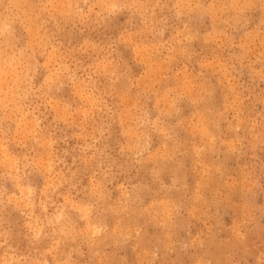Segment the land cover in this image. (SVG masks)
I'll list each match as a JSON object with an SVG mask.
<instances>
[{
	"label": "rangeland",
	"instance_id": "1",
	"mask_svg": "<svg viewBox=\"0 0 264 264\" xmlns=\"http://www.w3.org/2000/svg\"><path fill=\"white\" fill-rule=\"evenodd\" d=\"M15 1L0 264H264V0Z\"/></svg>",
	"mask_w": 264,
	"mask_h": 264
},
{
	"label": "bare ground",
	"instance_id": "2",
	"mask_svg": "<svg viewBox=\"0 0 264 264\" xmlns=\"http://www.w3.org/2000/svg\"><path fill=\"white\" fill-rule=\"evenodd\" d=\"M13 1V0H12ZM17 1V0H16ZM15 1V2H16ZM28 1V0H27ZM77 1V0H76ZM247 1V0H246ZM69 2H72V1H69ZM92 2V1H91ZM113 2V1H112ZM170 2V1H169ZM178 2V1H177ZM196 2V1H195ZM233 2H235V1H233ZM17 3H19V1L17 2ZM31 3V2H30ZM59 3H61V2H59ZM33 4H34V2H33ZM57 4V3H56ZM70 3H68V5H69ZM110 4H111V2H110ZM138 4V3H137ZM192 4V3H191ZM66 5V4H65ZM42 6V5H41ZM55 6V5H54ZM70 6V5H69ZM72 6H74L73 4H72ZM101 6V5H100ZM140 6V5H139ZM143 6V5H142ZM240 6V5H239ZM262 6H264V5H262ZM33 7V6H32ZM125 7V6H124ZM167 7V6H166ZM12 8V7H11ZM39 8H40V6H39ZM64 8V7H63ZM65 8H67L66 6H65ZM69 8V7H68ZM67 8V9H68ZM10 9V8H9ZM16 9H18V8H16ZM38 9V8H37ZM55 9V8H54ZM60 9V8H59ZM238 9V8H237ZM22 10V9H21ZM119 10V9H118ZM170 10V9H169ZM29 11V10H28ZM44 11V10H43ZM56 11V10H55ZM70 11V10H69ZM164 11V10H163ZM9 12V11H8ZM170 12V11H169ZM3 13V12H2ZM1 13V14H2ZM17 13V12H16ZM24 13V12H23ZM54 13V12H53ZM65 13V12H64ZM8 14V13H7ZM17 14H19V13H17ZM41 14V13H40ZM4 15H5V13H4ZM3 15V16H4ZM68 15V14H67ZM76 15V14H75ZM85 15H86V13H85ZM126 15V14H125ZM20 16V15H19ZM69 16V15H68ZM82 16V15H81ZM107 16V15H106ZM138 16V15H137ZM164 16V15H163ZM5 17V16H4ZM4 17H3V19H4ZM7 17V16H6ZM23 17V16H22ZM38 17V16H37ZM133 17V16H132ZM8 18V17H7ZM28 18V17H27ZM75 18H76V16H75ZM177 18V17H176ZM2 19V20H3ZM21 19H23V18H21ZM36 19V18H35ZM40 19V18H39ZM37 20V19H36ZM60 20V19H59ZM10 21H11V19H10ZM12 22V21H11ZM27 22V21H26ZM29 22V21H28ZM32 22V21H31ZM2 23H4L3 21H2ZM33 23H35V22H33ZM61 23V22H60ZM134 23H136V21L134 22ZM5 24V23H4ZM23 24H24V22H23ZM28 24V23H27ZM100 24V23H99ZM200 24V23H199ZM3 25V24H2ZM35 25V24H34ZM4 26V25H3ZM0 27H1V25H0ZM6 27V26H5ZM5 27H4V29H5ZM38 27V26H37ZM9 28V27H8ZM30 28V27H29ZM162 28V27H161ZM42 29V28H41ZM40 29V30H41ZM33 30V29H32ZM8 31V30H7ZM29 32V31H28ZM30 32H32V31H30ZM34 32V31H33ZM98 32V31H97ZM154 32V31H153ZM4 33V32H3ZM42 33V32H41ZM6 34H7V32H6ZM43 34V33H42ZM1 35H2V33H1ZM27 35L28 36H32V35H29V33H27ZM134 35V34H133ZM215 35V34H214ZM5 36V35H4ZM2 37V36H1ZM6 37V36H5ZM10 37V36H9ZM199 37V36H198ZM7 38V37H6ZM11 38V37H10ZM3 39V38H2ZM142 39V38H141ZM4 40V39H3ZM3 40H1V41H3ZM7 40V39H6ZM43 40V39H42ZM195 40V39H194ZM11 41V40H10ZM28 41V40H27ZM41 41V40H40ZM181 41V40H180ZM36 42H37V40H36ZM43 42V41H42ZM51 42V41H50ZM173 42V41H172ZM4 43H6V42H4ZM38 44H39V42H37ZM182 43V42H181ZM210 43V42H209ZM12 44H13V42H12ZM11 44V45H12ZM41 45V44H40ZM17 46V45H16ZM35 46V45H34ZM37 46H39V45H37ZM14 47V46H13ZM12 47V48H13ZM39 47H41V46H39ZM3 48V47H2ZM1 48V49H2ZM0 49V50H1ZM4 50V49H3ZM159 51V50H158ZM49 52V51H48ZM14 53V52H13ZM141 53V52H140ZM151 53V52H150ZM12 54V53H11ZM50 55V54H49ZM54 55H57V54H54ZM158 55V54H157ZM165 55V54H164ZM15 56V55H14ZM24 56V55H23ZM61 56V55H60ZM2 57H4V56H2ZM21 57V56H20ZM26 57H30L29 55H27ZM139 57V56H138ZM1 58V57H0ZM5 58V57H4ZM19 58V57H18ZM58 58V57H57ZM12 59V58H11ZM23 59V58H22ZM216 59V58H215ZM214 59V60H215ZM4 60V59H3ZM2 60V61H3ZM19 60V59H18ZM29 60V59H28ZM13 61V60H12ZM36 61V60H35ZM55 61H56V59H55ZM62 61V60H61ZM4 62H5V60H4ZM11 62V61H10ZM44 62V61H43ZM219 62V61H218ZM61 63V62H60ZM143 63V62H142ZM22 64V63H21ZM214 64V63H213ZM5 65V64H4ZM6 65H8L9 66V63L8 64H6ZM32 65V64H31ZM61 65V64H60ZM98 65V64H97ZM103 65V64H102ZM48 67V66H47ZM106 67V66H105ZM5 68H6V66H5ZM125 68V67H124ZM8 69V68H7ZM32 69V68H31ZM6 70V69H5ZM19 70V69H18ZM104 70V69H103ZM155 70V69H154ZM25 71H26V69H25ZM24 71V72H25ZM156 71V70H155ZM20 72V71H19ZM153 72V71H152ZM7 73V72H6ZM5 73V74H6ZM135 73V72H134ZM2 74V73H1ZM3 75V74H2ZM22 75V74H21ZM29 75V74H28ZM225 75V74H224ZM6 76V75H5ZM16 76V75H15ZM27 76V75H26ZM107 77V76H106ZM110 77V76H109ZM152 77V76H151ZM110 79V78H109ZM3 80V79H2ZM1 81V80H0ZM8 82V81H7ZM6 82V83H7ZM15 82V81H14ZM64 82V81H63ZM3 83H4V81H3ZM2 83V84H3ZM16 83V82H15ZM17 84V83H16ZM5 85V84H4ZM3 85V86H4ZM15 85V84H14ZM28 85V84H27ZM107 85V84H106ZM108 86V85H107ZM110 86V85H109ZM191 86H192V84H191ZM47 87V86H46ZM13 88V87H12ZM141 88H143V87H141ZM150 88V87H149ZM151 89V88H150ZM181 89V88H180ZM229 89V88H228ZM18 90V89H17ZM20 90H21V88H20ZM79 90V89H78ZM73 91V90H72ZM77 91V90H76ZM188 91H190V90H188ZM207 91V90H206ZM28 92V91H27ZM26 92V93H27ZM21 93V92H20ZM25 93V94H26ZM45 93V92H44ZM23 95H24V93H23ZM76 95V94H75ZM124 95V94H123ZM54 97V96H53ZM119 97V96H118ZM83 98V97H82ZM34 99V98H33ZM22 102V101H21ZM61 102V101H60ZM81 102V101H80ZM87 102H89V101H87ZM114 102V101H113ZM17 103V102H16ZM28 103V102H27ZM4 105V104H3ZM55 105V104H54ZM18 106V105H17ZM61 106V105H60ZM23 107V106H22ZM53 107V106H52ZM27 108V107H26ZM62 109V108H61ZM63 110V109H62ZM78 113V112H77ZM62 114V113H61ZM75 114V113H74ZM85 115V114H84ZM18 116V115H17ZM24 116V115H23ZM74 116V115H73ZM7 117V116H6ZM29 117V116H28ZM81 117V116H80ZM60 118V117H59ZM18 120V119H17ZM30 120V119H29ZM28 120V121H29ZM128 120V119H127ZM22 121V120H21ZM28 123V122H27ZM73 124V123H72ZM7 125V124H6ZM10 125V124H9ZM26 129V128H25ZM25 131V130H24ZM139 131V130H138ZM141 131V130H140ZM215 131H217V130H215ZM2 132V131H1ZM16 132V131H15ZM32 132V131H31ZM17 133V132H16ZM32 136V135H31ZM2 138V137H1ZM49 138V137H48ZM129 138V137H128ZM28 141V140H27ZM10 142V141H9ZM50 143V142H49ZM127 143V142H126ZM230 144V143H229ZM2 150V149H1ZM16 154V153H15ZM167 156V155H166ZM40 157H42V156H40ZM5 159V158H4ZM166 159V158H165ZM42 164V163H41ZM52 164V163H51ZM48 165V164H47ZM181 165H183V164H181ZM15 166V165H14ZM8 167V166H7ZM43 167V166H42ZM53 168V167H52ZM152 168V167H151ZM9 169H10V167H9ZM14 170V169H13ZM34 170V169H33ZM90 172V171H89ZM155 174V173H154ZM189 174V173H188ZM54 178V177H53ZM206 178V177H205ZM52 179V178H51ZM45 185V184H44ZM23 189V188H22ZM94 191V190H93ZM141 191V190H140ZM248 205V204H247ZM166 206V205H165ZM168 207H170V206H168ZM84 208H86V207H84ZM88 209V208H87ZM89 210V209H88ZM87 210V211H88ZM64 213V212H63ZM83 213H84V211H83ZM147 213V212H146ZM66 215V214H65ZM82 215V214H81ZM67 219H68V217H67ZM87 222V221H86ZM144 222V221H143ZM241 222V221H240ZM97 226H95V228H96ZM67 229V228H66ZM119 229V228H118ZM117 229V230H118ZM97 230H98V228H97ZM176 230V229H175ZM62 232V231H61ZM52 233V232H51ZM86 235H87V233H86ZM198 236V235H197ZM208 238V237H207ZM227 243V242H226ZM229 243V242H228ZM213 244V243H212ZM218 248V247H217ZM221 248V247H220ZM142 256V255H141ZM13 257V256H12ZM49 257V256H48ZM221 257V256H220ZM14 258V257H13ZM6 262V261H5ZM16 263V262H15Z\"/></svg>",
	"mask_w": 264,
	"mask_h": 264
}]
</instances>
